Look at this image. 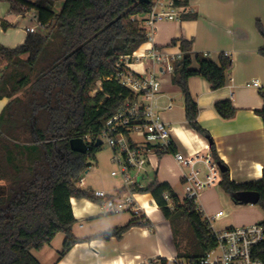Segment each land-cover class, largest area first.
I'll list each match as a JSON object with an SVG mask.
<instances>
[{
	"label": "trees",
	"instance_id": "trees-1",
	"mask_svg": "<svg viewBox=\"0 0 264 264\" xmlns=\"http://www.w3.org/2000/svg\"><path fill=\"white\" fill-rule=\"evenodd\" d=\"M55 1L61 2L58 11L54 10ZM0 3H8L16 15L34 12L44 26L43 35L27 34L21 46H0V99L8 100L0 112V264H39L32 252L62 234L60 261L78 243L72 233L75 219L70 200L101 203L92 191L78 186L100 146L92 145L82 155L70 149L69 141L99 134L122 104L137 99L115 79L116 66L147 42L142 23L154 4L151 0L148 4L139 0ZM173 6L185 10L187 0H175ZM181 18L193 20L196 16L183 14ZM2 28L6 26L2 24ZM256 29L264 38L259 23ZM170 47H178L182 53L171 83L183 97L186 126L207 138L196 120L198 108L188 91V80L201 77L211 90H219L227 82L231 60L220 54L215 63L207 55H194L192 42L184 39L171 41ZM258 54L264 57V48ZM260 95L264 100V93ZM214 110L226 121L235 115L229 100L216 103ZM255 114L264 123V105ZM209 148L212 158L220 163L214 147ZM218 186L231 200L238 192L258 193L257 205L264 211V172L258 181L235 184L226 171ZM139 192L151 196L165 220L176 217L187 223L197 252L186 254V259H199L215 247L194 200L181 201L168 183L157 180ZM259 224L264 227V219ZM150 226L148 220L135 218L95 238L119 241L131 228ZM252 256L264 264V241L253 248Z\"/></svg>",
	"mask_w": 264,
	"mask_h": 264
},
{
	"label": "crops",
	"instance_id": "crops-1",
	"mask_svg": "<svg viewBox=\"0 0 264 264\" xmlns=\"http://www.w3.org/2000/svg\"><path fill=\"white\" fill-rule=\"evenodd\" d=\"M4 5L0 3V46L14 49L23 45L27 37L25 28L34 26L31 20L34 13L16 15L10 11L9 4L7 9ZM184 11L196 18L158 24L152 34L153 41L143 44L137 52L155 49L173 55L180 51L178 47H170L171 41L184 39L192 42L194 55H207L215 63L220 54L230 58L232 66L226 73L227 82L223 88L213 91L203 78L191 77L188 91L198 108L197 123L208 133L207 138L218 160L227 169L229 181L235 184L258 181L264 172V123L255 111L264 105L260 95L264 93V87L253 88L250 83L257 80L264 85V57L258 54L264 48V38L256 29L257 23L264 28V0H187ZM2 24L6 29L2 28ZM142 27L146 31L143 23ZM40 30L37 29L36 33ZM171 75L161 77L155 109L170 128L173 151L186 155L189 151L210 154L207 138L186 126L183 97L179 89L172 85ZM225 100H229L235 109L234 117L227 121L214 110L216 103ZM7 102L5 98L0 99V112ZM152 164L154 170L144 179V185L147 187L153 180L166 182L181 199L178 190L182 191L184 169L176 164L173 155L154 157ZM85 190L103 191L108 195L118 192L117 189H93L90 184ZM70 203L75 219L72 233L78 243L62 260L57 261L64 236L54 243L59 234L56 235L48 246L32 253L39 264H135L136 261L176 255L174 252L167 253L161 245L157 248L151 246L155 226L150 217L159 213L157 207L152 206L148 213L149 228L134 227L119 241L114 238L104 241L95 238L104 232L94 231L91 225L87 229L83 227L84 221L102 217L97 206L87 200L71 199ZM153 203L152 200L143 205ZM199 207L204 212L203 207Z\"/></svg>",
	"mask_w": 264,
	"mask_h": 264
},
{
	"label": "built area",
	"instance_id": "built-area-1",
	"mask_svg": "<svg viewBox=\"0 0 264 264\" xmlns=\"http://www.w3.org/2000/svg\"><path fill=\"white\" fill-rule=\"evenodd\" d=\"M174 1L157 0L149 14L144 17L143 24L147 28L145 33L148 43L153 41L152 34L158 24L166 21L178 22L186 13L182 9L176 10L173 6ZM31 20L35 25L25 28L26 34H35L37 29H44L35 13ZM181 59V52L171 55L148 49L142 53L134 52L127 56L122 64L116 66L115 79L136 95L137 99L122 104L99 134L82 139L87 152L98 141L101 145L104 142L111 149V162L117 167V171L111 172V176L120 177L123 183V188L113 195L98 190L92 191L93 197L101 200V203L95 205L102 215L126 212L142 221L148 220V213L152 206L156 208L155 204L139 205L134 195L146 188L144 179L151 170H154L152 158L161 155L172 154L176 164L184 169L181 178V201L194 200L196 203L201 191L219 184L222 173L211 154L198 151L186 155L173 151L174 143L170 128L163 123L155 109L161 77L172 74L176 62ZM131 63L139 64L142 74L130 71L127 66ZM250 86L257 89L264 87L257 80L252 81ZM83 185L84 179H81L78 186ZM165 199L169 201L167 196ZM197 210L215 241L213 249L194 261L188 259L183 261L177 255H173L164 259L155 258L152 261H136L135 264H262L253 258L252 251L264 241V227L253 224L215 230L213 223L226 218V213L218 211L213 215L204 214L199 206Z\"/></svg>",
	"mask_w": 264,
	"mask_h": 264
},
{
	"label": "rangeland",
	"instance_id": "rangeland-1",
	"mask_svg": "<svg viewBox=\"0 0 264 264\" xmlns=\"http://www.w3.org/2000/svg\"><path fill=\"white\" fill-rule=\"evenodd\" d=\"M156 1L157 0H151L153 4L156 3ZM7 4L8 3H5L3 6L6 9ZM53 5L54 10L58 11L61 2L55 1ZM32 24L35 25L34 22ZM39 33L42 35L44 34L41 30ZM127 68L135 74H142V68L137 63L128 64ZM191 153L192 151H189V154ZM111 158L112 151L103 142L95 155V160L88 161L91 167L87 172H84L82 176L84 179V186L81 187V189L85 190L89 184L93 189H117L119 191L123 188L121 178L111 176V172L117 171V167L111 162ZM149 177L151 176L149 175ZM178 193L181 197L182 191L178 190ZM134 198L139 205L152 202L150 195L144 192L135 193ZM196 206H202L204 214L208 215H213L218 211L226 213V218L213 223V228L215 230L259 224L262 219H264V211H262L259 205H236L230 197L221 190L218 184L201 191L200 197L196 201ZM133 219H135V217L126 212L116 215H102L100 218L97 217L92 220L84 221L83 227L87 229L91 225L94 231L106 232L116 227L125 226ZM150 219L155 226L154 234L151 239V246L153 248H157L161 245L167 253H175L183 261L186 260V254H196L197 250L194 238L186 222L176 217L171 220H165L160 212L152 215ZM55 239L54 243L63 239V235L59 234ZM135 245L138 246L137 243ZM32 253H35V251Z\"/></svg>",
	"mask_w": 264,
	"mask_h": 264
},
{
	"label": "water",
	"instance_id": "water-1",
	"mask_svg": "<svg viewBox=\"0 0 264 264\" xmlns=\"http://www.w3.org/2000/svg\"><path fill=\"white\" fill-rule=\"evenodd\" d=\"M140 3L148 4L149 0H139ZM207 141L209 145H211V141L207 138ZM70 149L73 152H76L78 154H86L87 153V147L84 144L83 140L80 138H75L69 141ZM96 147L101 146V143L98 141L95 145ZM218 167L220 169V172L223 174L227 171L226 167L222 165L221 163H218ZM232 201L239 206L242 205H257L260 196L256 192H238L231 196Z\"/></svg>",
	"mask_w": 264,
	"mask_h": 264
}]
</instances>
